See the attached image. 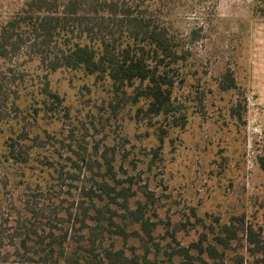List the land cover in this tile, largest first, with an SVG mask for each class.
Segmentation results:
<instances>
[{
	"label": "rangeland",
	"instance_id": "obj_1",
	"mask_svg": "<svg viewBox=\"0 0 264 264\" xmlns=\"http://www.w3.org/2000/svg\"><path fill=\"white\" fill-rule=\"evenodd\" d=\"M31 1L0 0V29ZM252 3L161 0L164 13L148 8L154 25L185 57L182 65L172 67V98L180 110L149 122L137 120L132 106L112 116L106 84H93L90 77L66 69L49 72L29 52L31 36L23 29L20 48L0 58V157L9 137L39 152L38 172L46 162L69 166L68 146L78 140L113 148L117 176L127 175L133 189L146 185L153 194L147 215L155 222L152 235L162 250L169 251L167 243L175 245L171 235L183 246L202 232L210 241L212 232L239 217L264 240V174L256 164L264 153V20L251 15ZM226 73L234 87L223 91L218 84ZM44 82L64 98L67 113L62 106L42 109ZM159 129L165 131L160 143ZM136 200L145 201L140 191L130 199L132 207ZM138 228L128 226L127 232ZM132 246L142 254L137 238H113V247H123L127 254ZM245 253L232 241L227 264ZM149 259H155L153 254ZM158 259L166 261L163 251Z\"/></svg>",
	"mask_w": 264,
	"mask_h": 264
},
{
	"label": "trees",
	"instance_id": "obj_2",
	"mask_svg": "<svg viewBox=\"0 0 264 264\" xmlns=\"http://www.w3.org/2000/svg\"><path fill=\"white\" fill-rule=\"evenodd\" d=\"M56 1L32 0L4 22L1 59L20 48V32L26 29L31 36L29 52L38 55L49 72H80L93 84L108 86L112 116L132 106L137 120L149 122L180 110L172 98L176 82L172 67L182 65L185 57L146 14L148 8L164 13L161 0H154L155 6L149 0ZM250 11L264 20V0H253ZM218 85L225 91L234 87V81L226 73ZM41 91L44 111L62 106L68 112L64 98L49 83L44 82ZM159 130L160 143L165 131ZM28 132L41 136L38 130ZM2 149L0 264H227L225 253L232 241L246 250L245 256L235 255L232 264H264V240L245 227L242 217L222 224L210 241L202 232L183 246L171 235L175 245L167 243L169 251L162 250L152 235L155 222L147 215L153 194L139 185L145 201L130 205L139 191L132 188L131 177L117 176L113 148L78 140L68 146L69 166L46 162L41 172L36 171L41 165L39 152L32 147L9 137ZM159 149L152 151V159ZM256 164L264 174V153ZM132 225L139 228L127 232ZM116 236L124 241L137 238L142 254L133 246L129 254L123 247H113ZM161 251L166 261L158 259ZM150 254L155 259H149Z\"/></svg>",
	"mask_w": 264,
	"mask_h": 264
}]
</instances>
